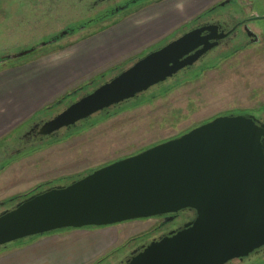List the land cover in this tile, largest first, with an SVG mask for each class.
<instances>
[{
    "label": "water",
    "instance_id": "water-1",
    "mask_svg": "<svg viewBox=\"0 0 264 264\" xmlns=\"http://www.w3.org/2000/svg\"><path fill=\"white\" fill-rule=\"evenodd\" d=\"M209 29L149 52L49 121L35 124L25 137L56 138L187 72L218 45L213 35H203ZM187 212L193 220L137 247L123 264H229L264 248V127L254 117L219 116L69 184L25 197L0 212V249L67 230L164 217L170 223Z\"/></svg>",
    "mask_w": 264,
    "mask_h": 264
},
{
    "label": "rangeland",
    "instance_id": "rangeland-1",
    "mask_svg": "<svg viewBox=\"0 0 264 264\" xmlns=\"http://www.w3.org/2000/svg\"><path fill=\"white\" fill-rule=\"evenodd\" d=\"M56 1L62 3L58 4V8L53 13L49 11L50 4L42 5L40 15L35 16L42 22L30 31L33 33H24L28 28L25 26L21 34L12 35L9 38L10 42L5 32L2 31L3 20L0 15V58H7L6 61L0 63V70L6 66L28 65V63L35 62L34 60L55 54L54 52L89 40L101 39L121 23L128 22L137 17L139 13H147L153 7L166 2V0H132L129 9L123 6V1L113 7L109 5L93 7L92 2H88L87 10H85L84 0L83 3L80 0H73V10L68 15L70 19L60 22L55 18L58 17L61 20L66 9L64 1ZM222 1L224 0H215L208 5L209 0H201L191 5L187 11L169 12L167 16L160 19H147V28L132 43L133 46L141 44L155 36L151 42L133 50L123 45L119 46L122 41L105 46L100 50L99 55L107 56L101 58L100 66L88 72V75L85 73L91 62L87 63L88 58L85 54L81 66L85 77L72 89L57 97L43 109L33 113L23 127L19 126L2 140L0 139V204L7 203L0 207V212L10 209L20 198L40 192L43 185L69 184V180L74 177L178 138L219 116L239 115L264 107V36L260 33L261 30L264 31V20H253L250 22V27L257 33L258 43L241 50L233 48L216 53L212 60L204 63L203 66L178 75L175 79L165 83L163 88L157 87L151 90L147 95L149 99L154 97L151 100L137 106H133L130 102L114 116L103 121L96 116L92 124L78 125L74 130L61 132L56 138L40 141L39 138L25 137L35 124L49 121L71 103L91 92L96 86H100L125 70L148 50L160 47L171 40L189 23L187 19L199 10L205 7L202 14ZM10 2L13 0H0V11L8 10ZM238 2L236 6L245 9L247 14L251 13L250 0H238ZM117 6L119 8L114 12ZM105 10L113 15L111 14L103 21H98L97 19L105 13ZM17 20L19 24L28 25L27 23L30 22V20ZM31 21L35 22V20ZM85 23L86 27L80 29ZM176 25L178 26L175 27ZM69 28L76 30L75 33L65 34ZM163 31L169 32L156 37ZM28 34L30 35L27 36ZM59 35H64V37L56 43L48 44L43 48L38 47ZM12 42H19L20 45L13 46ZM34 48L37 50L19 57ZM105 75L106 77H103ZM100 77L103 78L93 85V82ZM170 86L173 88L164 94L161 93ZM85 87L87 88L84 89ZM75 92L77 94H74ZM48 108L50 109L48 112L38 114ZM13 199L15 200L12 204L8 203ZM187 219V214H181L178 219L166 225L162 218L128 222L116 228L120 232V242L93 264H123L130 256L129 253L150 242L152 235H167L176 231L184 225ZM35 239L37 238L30 239L28 242ZM21 246L15 244L9 250Z\"/></svg>",
    "mask_w": 264,
    "mask_h": 264
},
{
    "label": "crops",
    "instance_id": "crops-1",
    "mask_svg": "<svg viewBox=\"0 0 264 264\" xmlns=\"http://www.w3.org/2000/svg\"><path fill=\"white\" fill-rule=\"evenodd\" d=\"M200 1L166 0L150 9L151 11L141 12L134 19L121 23L106 33L105 39L101 38L103 41L89 40L90 42L86 41L37 61L34 60L35 62L32 61L31 64L6 66L0 70V139L2 140L19 126L23 127L33 113L72 89L85 77L81 70L85 54L88 58L87 63L91 62L89 69H86L88 71L85 74H87L99 67V62L107 56L99 55L100 50L105 46L122 41L119 46L137 49L151 42L155 37L133 46L132 41H136V38H139L143 34L142 31L147 28V19H160L169 12L187 11L191 5ZM214 1L209 0L207 4ZM203 9L189 18H195ZM188 19L187 21L191 20ZM167 32L169 31H163L156 37L163 36ZM124 224L99 229L67 230L43 236L4 252L0 255V264H93L120 242V232L116 228Z\"/></svg>",
    "mask_w": 264,
    "mask_h": 264
},
{
    "label": "flooded vegetation",
    "instance_id": "flooded-vegetation-1",
    "mask_svg": "<svg viewBox=\"0 0 264 264\" xmlns=\"http://www.w3.org/2000/svg\"><path fill=\"white\" fill-rule=\"evenodd\" d=\"M60 1H64L63 4L65 6L64 8L66 9L65 10L66 12L64 14L65 16L63 15L61 20H59V18L56 17L55 20L63 22V20L65 19V21H68L70 19L68 15H70V12L72 13V10H73V0H60ZM80 1H82L83 3V0H80ZM122 1L124 2L123 6L129 9L130 7L129 5L130 3H132V0H84L85 4H83V8L87 10L88 2H92L91 4H93L92 5L93 7H98L100 5H103V7H105L106 5H109V7H113V5L119 2H122ZM45 3L50 4L49 11L53 13L54 10L58 8L57 7L58 4L59 3L61 4L62 2L57 3L56 0H23V2H20V0H13V2L9 3L8 10L0 11V15L3 20V25L1 26V28H2V31L5 32V36L9 42H10L9 38L12 35L15 36V35L21 34L22 30L25 29L24 28L25 26L28 28L26 31H24V33H27V32L33 31L36 28V26L40 22H42L39 18H36V17L40 15L42 5H44ZM250 3H251V13L247 14L245 9H242L236 6L239 4L238 0L222 1L221 3H218L214 5L213 7H211L208 11H205L202 14H200L193 21L191 22L189 21L187 25H185L178 33H176L171 40L163 44L162 47L167 45L169 42L175 39H178L191 31H195V30L202 29V28H210L208 31L204 32L203 35L205 36L213 35L215 39L214 41H212V43H217L218 45L212 50L208 51L207 54L203 56L192 68H190L189 70H186L188 72L190 70L198 68L201 65L203 66L204 63L206 62L211 61L213 55H215L216 53L220 51H226L228 49H233V48L235 50H241V49H245L249 45L258 43L259 37L257 33L253 31L252 28L250 27V22L253 20H264V0H250ZM222 4H226V5L222 6ZM117 8L119 7L117 6L114 8V12H115V9ZM221 8L223 10L220 11ZM108 13L109 11L105 10V13L102 14L97 20L103 21V19L110 17L111 14L113 15V13L111 12L109 14ZM17 19L30 20V22L27 23L28 25H26L25 23L19 24L20 22L17 23L18 21ZM31 20H35V22L33 23ZM87 24H89V22ZM87 24L85 23L80 29H84L86 27L85 25ZM214 28H216L215 31H214ZM75 31L76 30L69 28L65 32V34H70V33L72 34V33H75ZM30 33H33V32H30ZM260 33L263 34L264 36L263 30H261ZM29 35L30 34H28L27 36ZM64 35H59L58 37H55L52 40H56L57 42L59 39L63 38ZM11 44L13 46L20 45L19 42H12ZM6 60L7 58L1 57L0 63ZM181 74H184V72ZM239 115L252 116L254 117L256 123L260 127H264V107L258 110H255V111L254 110L247 111ZM32 137L35 138L36 136L33 135ZM187 213H183V214H187ZM180 216L181 214L177 217L172 216V217H175L173 221L178 219ZM193 218H194V214L190 213V216H188V219L184 221L185 222L184 224L190 222L191 220H193ZM162 219L164 220L165 225H166L169 218L164 217ZM161 235L162 234L157 235V236L152 235L150 242H152L156 238L165 236V235H162V236ZM150 242L145 243V244L148 245ZM229 264H264V248L257 250L256 252H254L247 258H244L242 260H236Z\"/></svg>",
    "mask_w": 264,
    "mask_h": 264
},
{
    "label": "trees",
    "instance_id": "trees-1",
    "mask_svg": "<svg viewBox=\"0 0 264 264\" xmlns=\"http://www.w3.org/2000/svg\"><path fill=\"white\" fill-rule=\"evenodd\" d=\"M162 46V45H161ZM155 48H159V47H154V48H152V49H150V50H148L147 52H146V54H148L149 52H151V51H153ZM156 50V49H155ZM146 54H143L142 56H140V57H138V59L139 58H141V57H143V56H145ZM128 65V64H127ZM127 67V66H126ZM107 75V74H106ZM106 75L105 76H103V77H106ZM109 75H111V74H109ZM108 75V76H109ZM180 75V74H179ZM107 76V77H108ZM102 77V78H103ZM196 77H198V76H196ZM101 77L100 78H98V79H96L94 82H93V85H95V84H97V82L99 81V80H101L102 79ZM88 87V86H87ZM87 87H85L84 89H86ZM97 87V86H96ZM158 88H163V87H165V85H160V86H157ZM157 87H155V88H157ZM173 87H167L166 89H164L163 91H161V93L162 94H164V93H166V92H168L170 89H172ZM154 89V88H153ZM152 89V90H153ZM151 91V90H150ZM160 93V94H161ZM149 93H147V94H145V95H143V96H141L139 99H136V100H134V101H131V103H132V105L133 106H137V105H140V104H142V103H144V102H146V101H149V100H151L152 98H154V97H152V98H148L147 97V95H148ZM75 96V95H74ZM130 102H128V103H125V104H123V105H121V106H117V107H115V108H113V109H111V110H107V111H105L103 114H100V115H97V116H99L98 118L100 119V121H103V120H105V119H107V118H109V117H111V116H114V115H116L117 113H119V112H121L124 108H125V106L124 105H126V104H129ZM50 109L48 108V109H45L44 111H41L40 113H38V114H42V113H45V112H48ZM38 114H37V116H38ZM36 116V117H37ZM35 119V118H34ZM93 118L92 119H90V120H88V121H85V122H82V123H80V124H78V125H81V126H85V125H88V124H92L93 123ZM77 125V126H78ZM76 126V127H77ZM76 127H74V128H76ZM74 128H72V129H70V130H74ZM65 131H67V130H65ZM46 139H48V138H46ZM46 139H44V140H46ZM30 152V151H29ZM91 172H93V171H91ZM91 172H89V173H91ZM89 173H87V174H89ZM87 174H84V175H81V176H78V177H74L73 179H71V180H69V182H72V181H74V180H77V179H79V178H81V177H83V176H85V175H87ZM55 184H58V183H52V184H46V185H43L41 188H40V191L41 190H44V189H47L48 187H51V186H53V185H55ZM22 199H24V198H20L19 200H18V202L20 201V200H22ZM13 200H15V199H13ZM8 203H11V201H8ZM187 215L188 216H190V213H187ZM144 239V238H143ZM141 241V240H140ZM29 242L28 241H26V242H23V243H19V244H17L18 246H21V245H26V244H28ZM12 246L13 245H11V246H9V247H6V248H2V249H0V253H2V252H5V251H7V250H9L10 248H12Z\"/></svg>",
    "mask_w": 264,
    "mask_h": 264
}]
</instances>
